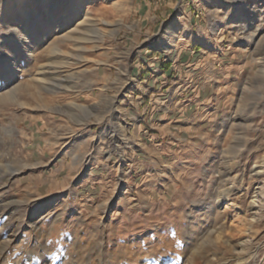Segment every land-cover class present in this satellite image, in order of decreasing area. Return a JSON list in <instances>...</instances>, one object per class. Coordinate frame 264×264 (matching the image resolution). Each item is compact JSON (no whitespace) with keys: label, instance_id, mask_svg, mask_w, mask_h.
<instances>
[{"label":"rangeland","instance_id":"rangeland-1","mask_svg":"<svg viewBox=\"0 0 264 264\" xmlns=\"http://www.w3.org/2000/svg\"><path fill=\"white\" fill-rule=\"evenodd\" d=\"M190 8L214 49L182 63L169 25ZM263 13L264 0H0V264H264ZM147 47L168 79L210 57L209 92L197 77L183 106L152 100L139 144L120 116L126 162L95 153L69 176L110 146L111 77Z\"/></svg>","mask_w":264,"mask_h":264},{"label":"crops","instance_id":"crops-1","mask_svg":"<svg viewBox=\"0 0 264 264\" xmlns=\"http://www.w3.org/2000/svg\"><path fill=\"white\" fill-rule=\"evenodd\" d=\"M181 11L182 12L180 14L175 16V19L170 23L169 26H171V28L173 27L174 28L173 30H175L172 32V34H174L173 39L180 41L186 35V40H183L184 42H186L184 43L185 53L183 51V55H182L183 57L182 59L184 60L182 63H184V62H188L191 59L189 52L186 51L192 50L191 53L195 54V46L201 47V49H197L198 51H202L203 46H206L207 50L210 51L211 49H214L213 47L214 41L211 40L207 30L205 28H202L201 25H199L198 28L196 29L193 28L198 22L197 20L199 19L198 11L193 12L191 8L190 11H188L187 9H182ZM155 19H156V15H151V17L147 19V23H145V25L147 26L149 25V23H154ZM145 25L144 27H146ZM181 26L183 28H181ZM193 39L196 42L192 41ZM135 45H136L135 43H131L128 47L126 48L124 47L123 50L126 49V53H129V55L130 54L134 55L135 50L133 46ZM207 50H205L204 52L206 53ZM143 54H146L144 55L145 58L142 57L140 58V61H136V63H131V64H129V62H126L125 58L122 57L120 65L123 66L124 70L121 69L122 71H120V74L117 77H111V81H115V85L114 86L112 85L111 87L113 88L115 86L120 85V88H117L116 92L113 95V97L117 98L116 99L117 102L116 103H114V101L113 103L109 102V107L107 108V112H108L107 114L110 120L108 122V129H106L108 132L107 135L105 134V137L107 139L109 138L108 141L110 142V146H108V148H104L100 144L99 148H97L98 146L91 147L89 152H87V154L89 155L88 157L85 156L83 158L77 159L76 160L77 162L73 166L71 164H68L70 167L68 173L69 176L70 173H74V172H78L77 174H79V171H77L79 168L76 167H83L82 166L83 163H85L84 166L87 165L89 162H91L90 160L91 158L89 157H92L91 155H95V153L96 155L99 154L103 156H116L120 158L123 162H126L125 159L126 158L125 156L127 155L126 149H128L127 147H133L134 143L130 144L129 142L128 143L120 142L119 139L116 140V138L114 140H111V135L112 138L119 137V134L121 135L124 130V127L121 123L117 126L111 124L115 122L114 120L117 119L116 121H118L121 119V117L131 119L130 122H132L131 124L133 130H137V132L136 131L134 132V138H136L137 140L136 143L139 144L138 139L141 136L140 128L142 126H146L149 123V117L144 116V110L149 108L150 102L152 100H155L154 103H156V105L159 106L162 100L161 96L166 97L168 95L171 96L172 99L171 101H174L175 105H181L182 103L186 102L184 100L188 97L187 95L188 89L193 86L197 77L203 78V81L200 80L202 82L198 87H200L205 92L204 94L209 92L210 90L209 88L212 87L211 85H208L209 82L207 81L209 80L211 82L216 77V74L213 73L214 63L211 62L210 57L207 58L204 57L200 59L201 65L204 64V66H206V69H202L201 71H198V73L193 76L192 75L189 76L187 74L186 79L183 80L181 77L178 78L179 76L178 77L174 76L168 79L169 77L166 76H168L170 70H166V68L162 65L160 66L159 72L157 73H155L152 69H150L149 64L150 65L153 64L152 63L153 60L157 59V57H149L152 54L151 47H147L143 49V51L142 52L140 51L137 55L141 57L143 56ZM159 58H161V56ZM141 60L143 61V64L146 65V69H144L142 74H141V67L139 66L140 62H142ZM130 72H132L133 77H128V73ZM122 74H127V77H120ZM190 78L191 81L190 83H188L189 82L188 79ZM177 79L178 80L180 79V82L178 81L175 84L172 83V86H170L169 88L165 90H161V88L163 89L164 86H167L165 84L166 80L173 82ZM159 89H160V94L157 95L156 92H158ZM157 96H159V98H156ZM112 105H116V109L115 106L112 108ZM204 110L205 111H203V113L207 112L206 111L207 109L205 107ZM95 138L96 136L93 137L91 143L95 141ZM69 139H70L69 141H61L60 139L58 141L57 139L56 141L54 140L53 143L54 145L57 146L63 145V147L64 146L67 147L73 142L74 144H76L77 142L78 144H80V142L76 141V138L74 137H70ZM104 140L105 139H103V142H105ZM104 151L105 153H103ZM78 164H81V166ZM77 176L78 175H76V177Z\"/></svg>","mask_w":264,"mask_h":264},{"label":"bare ground","instance_id":"bare-ground-1","mask_svg":"<svg viewBox=\"0 0 264 264\" xmlns=\"http://www.w3.org/2000/svg\"><path fill=\"white\" fill-rule=\"evenodd\" d=\"M95 0H86V3H93ZM263 15H264V13H263ZM53 19L54 18H51L50 20H49V22H48V24H47V26H46V29H48L49 27H51V24H52V22H53ZM16 21H17V19H15L14 21H13V23H16ZM31 17L29 16V17H27V20H26V24L27 25H29L30 23H31ZM68 23V22H67ZM71 21L69 22V24L71 25ZM66 23L64 22L62 25H61V30L64 28V26H66L65 25ZM22 27H25L24 25L22 26ZM37 38H38V33L37 34H35L34 35V38L32 39V40H37ZM20 42H22L21 41V39L17 42V43H20ZM33 42V41H32ZM169 47H171L170 45H169ZM260 65H262V68L264 69V58H260V60H259V62H258ZM44 76V75H43ZM225 196V195H224ZM219 200H220V198H219ZM229 205H231L232 206V204H229ZM256 206H259V205H257V203H256ZM228 207V206H227ZM42 210L43 209H41L40 210V212H39V214H41L42 213ZM166 229L167 228H165L163 231H166Z\"/></svg>","mask_w":264,"mask_h":264}]
</instances>
